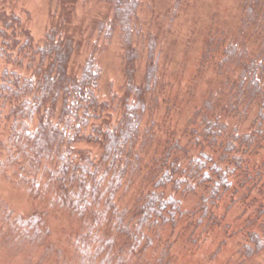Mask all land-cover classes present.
Listing matches in <instances>:
<instances>
[{
    "label": "rangeland",
    "instance_id": "1",
    "mask_svg": "<svg viewBox=\"0 0 264 264\" xmlns=\"http://www.w3.org/2000/svg\"><path fill=\"white\" fill-rule=\"evenodd\" d=\"M263 15L264 0H0V86H15L20 75L26 78L21 86L24 90L30 80L47 73L57 75L55 85L67 88L57 92L67 100L66 110L58 116L72 121L66 123L67 128L64 123L59 126L57 135L63 144L51 145L55 160L43 158L38 170L30 169L24 157L16 158L4 150L9 145L3 144L15 126L12 109L28 94L5 102L11 92L0 89V211L4 207L11 214V226L21 219L44 221L43 231L26 239L29 244H25L26 236H10L0 222V264H109L110 242L96 254V239L85 238L86 234L95 236L99 228L90 230L85 225L88 207L78 208L71 199H59L57 191L53 196L47 178L51 170L68 164L66 159L56 164L58 154L70 153L68 161L82 163L86 156L109 159L108 135H115L123 120L129 132L125 151L137 166L121 194L122 205L135 202L141 192L153 187L158 193L173 188L166 168L155 169L154 180L150 177L154 161H165L171 155L172 160L179 157L181 161L184 154L205 159L197 153L199 146L186 144L196 132L204 151L211 149L209 141L216 134L209 129L212 126H203L206 117L218 116L220 126L238 125L241 138L258 128L264 136ZM43 66L47 67L44 71ZM77 86H83L87 95L86 107L74 111L68 99L75 89H69ZM37 125L35 118L25 126L35 130L36 142L41 138L35 135ZM233 126L222 131L225 141L235 136ZM223 139L216 142L219 150L212 152L216 159L225 152ZM254 157L260 167L264 148ZM98 179L107 195L100 196L103 201L96 198L92 210L100 209L110 217L112 209L115 217L120 185L110 183L106 189V179L101 180V175ZM183 188L173 193L186 214L182 218L180 213L174 215L163 231L170 240L164 246L166 264H260V255L244 259L238 252L241 243L232 235L246 220L240 218L244 207L234 205L227 211L226 199L217 207L218 228L203 231V223L192 245L193 233L186 228L193 220L187 212L202 204V189L184 192ZM199 212L194 220L200 218ZM255 229L250 227L251 232ZM154 252L149 251L148 258L155 260ZM139 255L132 254V258Z\"/></svg>",
    "mask_w": 264,
    "mask_h": 264
},
{
    "label": "trees",
    "instance_id": "2",
    "mask_svg": "<svg viewBox=\"0 0 264 264\" xmlns=\"http://www.w3.org/2000/svg\"><path fill=\"white\" fill-rule=\"evenodd\" d=\"M46 68V66H43V71ZM43 71L40 68V75ZM57 78V75L54 76L47 73L44 77L40 76L36 81L30 80L27 82L24 90H22L21 86L26 78L17 75L14 81L15 86H10L11 88L9 85L4 84L0 86L2 92L4 90L11 92L8 98L5 99V102L9 101L12 96H15L14 98L17 100V96L21 93L23 94L25 92L24 95L28 94L24 101L18 103V106L12 109L11 114L15 118V126L9 131L8 139L3 144L9 145V148L6 149L7 147H5L4 150L9 151L16 158L19 157L18 159H20L24 157L28 164L27 167L30 169L35 170L36 168L38 170V166L40 167L43 158H53L55 160L52 147L53 145L59 147L63 144L62 138L60 135H57L59 126L64 123L65 128H67V122L72 124L70 118L66 117L61 120L63 117L61 115L58 116V112L62 110V113L66 110L65 105L67 100L65 97L63 98L61 93L57 92L67 90V88L61 87L60 85L56 86ZM253 80L251 79V81ZM33 81L35 82L33 83ZM12 87H15L14 90ZM82 87L77 86L69 89L70 92L75 89L68 99L69 109L74 108V111H79L86 107L84 97L87 95L84 94ZM61 103L62 106L59 107ZM92 103L95 102L92 101ZM101 103L100 105L103 108L104 104ZM49 110H52L53 114ZM213 117H206L205 121H202L205 128L212 126L209 129L212 128V131L216 134L209 141L211 151H204L203 144L197 137L196 132L191 134L192 136L190 135L191 137L187 140L186 144L189 148L191 146L193 148L194 145L199 146L200 148L197 153L202 155L206 160L200 161L199 158H195L193 155L184 154L181 161H179V157H175L172 160V155L170 158L167 157L165 161H154L151 163L152 166L150 168H153V171L150 177L154 180L156 177L155 169L166 168L168 171L170 170L169 181L173 188L171 190L165 188L158 193L157 189H155L157 187H153L148 191L141 192L136 197V201H132V203L122 205L123 199L121 194L125 192L124 188H126L130 183V179H132L133 175L131 172L133 167L137 166L134 158L129 155V152L125 151L128 144L129 132H127V128L123 127L124 120L121 124L119 123L120 127L117 124L116 127L119 128L116 130L115 135H108L110 138L106 143V147H108L106 150L107 155H110L109 159L107 157L90 158V156H86L84 158L75 156L77 159L84 158L85 160L82 163L80 160H76L75 162L68 161L67 155L70 154L68 152L67 155L64 153L62 156L58 154L59 159L56 161V164L59 163L60 159H66L65 164H68L57 170H51L53 174L48 175L47 184L50 186L53 185L54 190L52 189L53 192L51 191L53 196L59 193L57 194L60 197L59 199H71L74 203L76 202L78 208L88 207L89 211L85 215V225L90 230H94L96 225H99L100 228H97L98 231L95 232V236L86 234L85 237L89 238V240L96 239L93 243L98 248V250L96 249V254L101 245H106L110 242V249L108 251H110L109 255L111 260L109 264H145L144 262L148 261H152L150 264H153V262L156 264H166L167 252L165 253L164 251L167 250H165L166 248L164 246L170 240L165 239L163 231L166 230L174 215L180 213L178 217L182 218L186 214L180 211L179 203H181V200L178 198L175 199V193H173L180 192V188L184 186V192L196 188L197 190L202 189V204L194 209L193 212H187V218L189 217L193 220L186 228L187 230L191 228V233H193L191 234L192 238H189V242L192 245L196 241L194 239L195 232L197 233L201 229L200 227L203 223L206 222L202 227L203 231H208L212 227L214 229L218 228L217 207L226 199L225 201H229L226 207L227 211L234 205L244 207V212L240 218L243 219V217H246V220L244 223L241 221L243 224L232 235V239L236 238L237 243H241L238 252L243 255L244 259L260 255L262 258L260 264H264V189L262 188L264 185L261 184L264 162L260 167H256L254 164V159H256L254 156L258 155L262 148H264V136L261 135L262 129H253L252 132L241 138L237 135V131L239 132L241 130L238 125L233 126L227 122L220 126L218 116ZM35 118L38 122L35 135L41 137L37 142L36 140L34 141L33 133L35 130L29 131L25 127L26 124L34 122ZM230 126H233L232 131H234L235 136L231 141L226 138L228 142L223 139L224 133L222 131H228ZM222 127L225 129L222 130ZM128 128L130 129L129 125ZM50 130H53V133L49 134ZM220 137L223 139L225 152L216 159L213 154L219 150L216 142L219 141ZM184 164V172H182L180 169ZM30 169L27 170L30 171ZM99 175H101V180L106 179L108 182L106 183V189L109 188L110 183L120 185L119 189H121V193L119 196L121 197L117 201L118 210L115 217L112 209L109 212L110 217L107 216V212L102 214L100 209H97V212L92 210L94 200L97 198L99 202L102 200L100 199L101 195H107V190L100 189ZM184 192L178 193V195L180 194L181 197ZM107 206L109 207V205H105L104 208H107ZM2 209L0 211L2 212L0 222L2 228L10 236L13 234L19 238L26 236V238L24 237L25 244H29V240H26L27 238L33 237L34 234H39L43 231L44 221L39 218L33 220L34 222L29 219H21L14 226H11V214L6 211V208L2 207ZM198 212L200 213V218L194 220V215L198 214ZM226 214L227 212L225 211L223 217ZM16 224H21L23 227ZM253 225L256 229L251 232L250 227ZM238 234H241V238H238ZM149 251L151 253L152 251H156L154 252L156 254L155 260L148 258L151 255V253H148ZM139 252L140 255L138 258H132V254H139ZM83 262L86 264V261Z\"/></svg>",
    "mask_w": 264,
    "mask_h": 264
}]
</instances>
